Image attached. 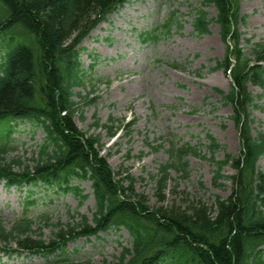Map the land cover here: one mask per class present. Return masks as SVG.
Returning a JSON list of instances; mask_svg holds the SVG:
<instances>
[{"label": "trees", "instance_id": "trees-1", "mask_svg": "<svg viewBox=\"0 0 264 264\" xmlns=\"http://www.w3.org/2000/svg\"><path fill=\"white\" fill-rule=\"evenodd\" d=\"M239 1L203 0L202 7L191 12L198 35L209 32L211 23H216L228 44V53L217 61V68L229 72L232 85L229 93L217 90L225 102L233 104L232 117L243 123L241 150L238 155L225 153L218 159L216 151L223 146L208 135L207 159L215 166L213 184L222 187L223 180H230L231 194L227 198L217 195L211 206L201 198L181 202L184 207L176 202L165 204L171 168L188 173L187 155H201L197 147L178 146L171 139L170 160L150 175L160 202L150 210L146 197L136 192L129 168L116 178L100 154V136L88 135L75 121L77 114L84 118L82 106L90 102L91 95L76 92L85 86L87 76L81 67L79 45L125 0H0V180L8 185L40 184L72 191L82 201L88 195L73 181L89 180L95 200L92 218L72 215L69 222H59L49 240L40 226L34 228L32 218L23 217L7 229L0 217V252L45 256L44 264H90L71 258L68 244L79 237L124 229L130 246L123 247L114 264H264V170L258 166L264 155V131L254 135L247 128L252 122L249 108L257 106L248 85L264 87V39L253 43L250 54L238 46L235 24L243 19ZM210 4L216 9L214 18L204 8ZM175 24L182 27L177 11H172L161 26L162 33L169 34ZM157 29L141 35L144 40H156L161 37ZM18 119L31 120L45 132L36 156L27 161L11 157L16 146L10 141L17 129L11 122ZM131 125L115 117L105 123L96 117L91 124L106 130L110 138L121 130L129 134ZM160 148V144L152 145L153 150ZM225 166H231L234 174H223ZM42 219L50 221L48 215ZM13 241L15 248L9 246Z\"/></svg>", "mask_w": 264, "mask_h": 264}, {"label": "rangeland", "instance_id": "rangeland-1", "mask_svg": "<svg viewBox=\"0 0 264 264\" xmlns=\"http://www.w3.org/2000/svg\"><path fill=\"white\" fill-rule=\"evenodd\" d=\"M202 1L125 0L81 43L80 62L87 76L85 86L76 88V92L82 95L91 92V95L90 102L82 106L84 118L77 114L75 121L88 135L100 136L103 144L100 154L106 157L116 178H121L122 170L129 168L135 177V190L146 197L150 210L160 205L156 182L150 175L156 174L159 167L170 160L171 139L178 146L190 144L197 147L201 155H187L188 173L171 168L165 204L176 202L180 205L201 198L211 206L217 195L227 198L231 194L230 180H223L222 187L213 184L215 166L207 159L210 157L208 135L223 146L216 151L218 159L224 158L225 153L238 155L243 123L232 117L235 113L233 104L225 102L217 90L229 93L232 85L229 72L217 68V61L228 53V44L221 36L220 27L211 23L209 32L202 35L193 29L191 12L202 7ZM204 8L210 18L216 16L213 5ZM172 11H177L182 27L175 24L169 34H163L161 26ZM239 15L243 19L235 24V31L239 34L237 44L250 54L253 43L264 39V0H240ZM155 28L161 32V37L144 40L141 34ZM174 63L181 67L171 65ZM248 89L257 106L249 108L252 122L247 123V128L256 135L258 130L264 131V87L250 84ZM75 99L79 100V95L76 94ZM96 117L104 123L110 117L128 121L132 124L128 127L131 132L125 134L121 130L110 138L106 130L91 126ZM242 120L244 122V118ZM11 124H17L10 141L16 146L11 157L20 156L27 161L34 154L36 156L44 142L43 128L26 119ZM157 144L162 148L153 150L152 145ZM140 154L141 160L138 158ZM258 166L264 170V155ZM234 172L231 166H225L223 170L225 175ZM73 185L83 189L88 197L82 201L72 191L57 192V188L48 190L43 185L9 186L1 181L0 216L7 229L27 213L36 222L34 228L40 226L43 237L49 240L59 222H69L72 215L79 213L92 218L95 200L91 182L74 180ZM28 199L37 201L26 205ZM45 213L50 217L48 223L42 219ZM9 245L17 246L14 241ZM126 246H130L128 232L110 229L71 241L67 253L76 261L114 264ZM45 262L46 257L37 254L12 257L0 254V264Z\"/></svg>", "mask_w": 264, "mask_h": 264}]
</instances>
